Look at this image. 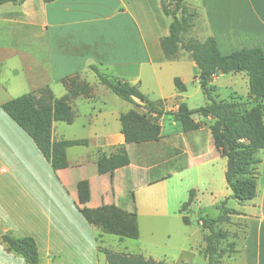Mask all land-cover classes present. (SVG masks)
Wrapping results in <instances>:
<instances>
[{
    "label": "crops",
    "instance_id": "1",
    "mask_svg": "<svg viewBox=\"0 0 264 264\" xmlns=\"http://www.w3.org/2000/svg\"><path fill=\"white\" fill-rule=\"evenodd\" d=\"M187 7L196 12L188 36L199 40L213 36L223 53L243 46L260 47L264 52V0H191ZM166 16L161 0H25L0 4V229L15 236H32L38 246L39 264L42 256L45 264H53L55 258L61 257L92 261L97 258V264H102L105 255L98 260L97 253L102 251L97 248L95 230L80 209L115 204L134 211L138 217L143 209L137 190L145 191L151 185L166 187L168 177L181 174L186 167H177L167 175L161 172L155 180L145 181L136 177L129 156L127 166L99 174V155H108L123 144L128 153L132 143H124L120 127L110 130L105 127V119L86 118L82 127L87 133L67 131V138L52 137L86 139L87 144L82 146L88 152L69 154L75 145L67 147L68 167L51 173L49 163L32 139L2 110L1 104L23 94L19 92L24 89L25 93H36L48 86L54 95V83L62 84V78L79 74L92 89L87 96L80 94L70 99L75 113L72 123L80 114L82 101L92 110L98 109V118L103 109L96 107L94 101L103 100L109 91L103 85L97 86V75L89 68L95 65L106 75L136 84L148 100H161L164 111H174L183 102L187 86L199 85V70L184 50H179L173 59L165 57L160 40L168 34L170 22ZM89 72L97 79L92 84L87 80ZM238 75L242 76V72L235 73L234 78L238 79ZM175 76L186 85L184 92L171 86ZM222 76L219 73L211 81L216 90ZM62 86L58 96L67 92ZM127 103L123 112L131 108L143 112V101L134 98ZM120 113H115L118 122ZM194 117L199 119L198 115ZM200 119L205 122V118ZM165 120L171 125V133L164 129ZM157 121L161 126L158 143L169 144L167 140L174 135L187 133L170 114H162ZM188 133L196 136L197 145L207 138L213 158L220 157L208 123ZM198 156L200 162L206 157L203 152ZM258 157L261 162L257 167L256 200H247V213L239 214L251 219V235L244 239L243 246L246 264H264V149ZM41 167L47 170L49 183L56 190L54 201L25 204V182L30 185V180L36 179L31 185L38 188ZM137 168L143 173L151 169ZM151 202L149 199L147 204ZM11 252L0 239V264H22Z\"/></svg>",
    "mask_w": 264,
    "mask_h": 264
},
{
    "label": "trees",
    "instance_id": "2",
    "mask_svg": "<svg viewBox=\"0 0 264 264\" xmlns=\"http://www.w3.org/2000/svg\"><path fill=\"white\" fill-rule=\"evenodd\" d=\"M23 1L25 0H0V4ZM184 1L175 0V8L170 10L166 0H161L163 12L171 16L172 20L168 26V34L160 40V46L167 59L175 58L179 50H184L195 62L199 70L198 83L207 100L204 105L189 108L185 102H180L174 111H164L154 106L161 104V100L154 102L148 100L136 84L106 75L95 65H90L89 68L115 95L129 102L137 98L148 108V113L133 108L120 113V132L124 137V143L158 140L161 137V126L157 120L164 113L172 115L179 122L183 132L199 129L203 124L200 118H209L212 121L209 129L214 147L220 156L226 158L224 178L231 190V197L239 202H245L256 195L257 167L261 162L257 154L259 150L264 149V52L260 47L243 46L222 53L213 36L203 40L188 36L196 12L189 9ZM220 72H242L247 76L248 95L254 102L250 107L241 108L242 104L238 101L216 99L213 94L215 87L211 81ZM61 82L67 92L60 97H55L51 89L44 86L36 93H23L1 104L2 110L29 135L53 171L68 167L67 147L87 144L86 139H53V122L72 123L75 113L70 105V99L80 94L87 96L92 89L79 74L62 78ZM173 83L178 92L186 90V85L178 76L173 78ZM196 114L199 119L194 117ZM129 163V155L124 145H121L108 155L105 153L99 155L96 170L103 174L125 167ZM194 195L195 190L190 189L187 199L179 207L178 211L184 224H190L186 213L194 200ZM226 200L220 202L218 215L199 217L202 228L208 231L203 236L204 255L208 264H217L225 253L231 255L237 252L234 241L229 242L227 248L218 246L220 241L229 237V232L218 225L228 222L230 215L240 214L228 208ZM80 212L90 224L101 227L106 233L118 235L120 238L139 236L138 218L134 211H127L115 204H105L80 209ZM0 239L6 250L24 259L22 264H39V250L32 236H15L10 232H0ZM98 249L104 253L107 264H185L183 261L169 263L164 259L157 260L142 254L117 252L106 247L98 246Z\"/></svg>",
    "mask_w": 264,
    "mask_h": 264
},
{
    "label": "rangeland",
    "instance_id": "3",
    "mask_svg": "<svg viewBox=\"0 0 264 264\" xmlns=\"http://www.w3.org/2000/svg\"><path fill=\"white\" fill-rule=\"evenodd\" d=\"M190 2L191 0H185V5L190 6ZM166 4L170 10L175 8V0H166ZM165 19L170 22L172 17L167 15ZM220 51L223 53V50ZM233 74L235 75V73ZM233 74L223 73V76L218 80V84H216L218 85V89H215L213 94L217 100L238 101L242 104L241 108H248L254 103L253 99L248 95V78L242 73V76L238 75V79H235ZM87 80L92 84L97 79L93 73L89 72ZM56 84L58 83L53 84L54 95L60 97L58 95L63 90V86L62 84ZM99 84L97 85L98 87L103 85L109 91L105 95L104 101L102 99L94 101L96 107L102 106L100 108L103 109V114L97 118L98 109L92 110L90 105L82 101L79 106L80 114L74 123L69 124L64 121L53 122L52 136L55 139L67 138V131L87 133L82 127V124H85L86 118L105 119L108 121L105 127L110 130L114 129L115 126L120 127V122L115 119V113L116 111L123 112L128 106L129 103L127 102L129 101L115 95L101 82ZM171 86L174 88L173 82ZM142 88L145 89L144 87ZM25 91L27 90H20L19 93H25ZM149 95L150 99H154L152 94ZM206 101V97L199 85L189 84L187 86L183 102L188 107H199L204 105ZM141 106L143 107V112L148 111L144 103ZM154 106L162 108L163 102ZM86 113L88 114L85 115ZM151 116L153 117L152 114ZM204 120L205 122L202 120V126L207 123L209 125L212 122L210 119ZM164 129L170 133L172 132L168 120H165ZM196 139V136L187 132L183 136L178 135L177 137L174 135L172 140H167L169 144L158 143L156 142L157 140L129 144L128 154L134 164L133 171L136 173L137 178L153 181L161 172L167 175L177 167L186 168H184L181 174H174L168 177V185L166 187L164 184L151 185L145 191H142L140 188L137 190V200L138 203L139 201L141 202V208L143 209L137 217L139 222V236L137 238L124 237L121 239L115 234L104 233L100 228L91 224L95 230L97 248L99 246L100 248L106 247L117 252L142 254L145 257H152L157 260L164 259L169 263L183 261L185 264H208L207 257L204 255L205 241L203 238L204 234L208 231L202 228L199 217L203 215L210 217L218 215L220 213L219 204L224 199H227L226 206L228 208L242 214L243 212L247 213L250 201L239 202L231 197V190L227 187L224 178L226 158L223 156L213 158V149L207 143V138H203L202 143L199 145H197ZM123 145L125 147V144ZM78 152H85L86 154L88 151L82 145H75L69 149V154H80ZM89 152L91 153V151ZM200 152L206 155L201 162L198 156ZM262 152L263 149L258 152V155L262 154ZM47 166L48 170L52 173L53 170L50 165ZM137 166H147L151 169L143 173L139 171L140 168H137ZM63 176L66 178L65 174ZM35 181L36 179L30 180V185L25 182V204H48L54 201L56 190L49 183L47 170L43 167L40 168V184L36 188L37 190L31 185ZM190 189L195 190V195L186 213L190 219V224H184L181 214L178 213V207L187 199ZM149 199L152 202L147 204ZM254 200H256V197H254ZM142 202H145V204H142ZM218 227L229 232V237L219 242V248H227L228 243L234 241L237 252L231 255L227 253L223 254L217 264H246L243 246L244 239L246 241L247 236L250 238L251 235L250 217L245 218L239 214H232L228 222H222ZM250 244L249 247L251 246ZM11 253L15 258L21 260L22 263L24 262L22 257L13 252ZM97 257L100 260L104 257V254L102 252L97 253ZM46 262L42 256L40 264H45ZM52 263L97 264V258L92 261L91 259L84 260L82 258L65 260L61 257L60 259L55 258ZM102 264H107L106 260Z\"/></svg>",
    "mask_w": 264,
    "mask_h": 264
},
{
    "label": "water",
    "instance_id": "4",
    "mask_svg": "<svg viewBox=\"0 0 264 264\" xmlns=\"http://www.w3.org/2000/svg\"><path fill=\"white\" fill-rule=\"evenodd\" d=\"M220 73H222V72H220Z\"/></svg>",
    "mask_w": 264,
    "mask_h": 264
}]
</instances>
